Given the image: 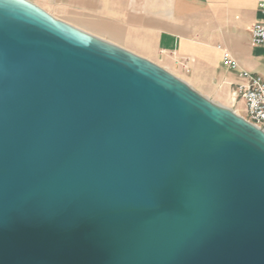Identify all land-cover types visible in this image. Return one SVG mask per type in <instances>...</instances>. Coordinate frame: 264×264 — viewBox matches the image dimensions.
Returning a JSON list of instances; mask_svg holds the SVG:
<instances>
[{
  "label": "water",
  "instance_id": "1",
  "mask_svg": "<svg viewBox=\"0 0 264 264\" xmlns=\"http://www.w3.org/2000/svg\"><path fill=\"white\" fill-rule=\"evenodd\" d=\"M0 264H264V131L0 0Z\"/></svg>",
  "mask_w": 264,
  "mask_h": 264
},
{
  "label": "crops",
  "instance_id": "2",
  "mask_svg": "<svg viewBox=\"0 0 264 264\" xmlns=\"http://www.w3.org/2000/svg\"><path fill=\"white\" fill-rule=\"evenodd\" d=\"M29 1L159 65L204 97L232 109V92L244 82L242 71L264 78V47L253 46L250 34L262 20L258 0ZM221 48L233 55L241 70L223 64ZM240 103L239 114L245 109Z\"/></svg>",
  "mask_w": 264,
  "mask_h": 264
},
{
  "label": "built area",
  "instance_id": "3",
  "mask_svg": "<svg viewBox=\"0 0 264 264\" xmlns=\"http://www.w3.org/2000/svg\"><path fill=\"white\" fill-rule=\"evenodd\" d=\"M258 9L262 20L255 23L250 30L251 44L255 47H264V0H258ZM221 50L223 64L231 70H241L233 55L224 48ZM185 69L189 70L187 67ZM242 74L244 82L232 93L235 104L238 100L244 103V116L238 115L264 131V78L248 71H242ZM233 111L236 113L237 110Z\"/></svg>",
  "mask_w": 264,
  "mask_h": 264
},
{
  "label": "rangeland",
  "instance_id": "4",
  "mask_svg": "<svg viewBox=\"0 0 264 264\" xmlns=\"http://www.w3.org/2000/svg\"><path fill=\"white\" fill-rule=\"evenodd\" d=\"M232 93H233V92H232ZM211 101H212V100H211ZM213 102H214V101H213ZM240 102H242V101H241V100H238V102L236 103L235 108H233V109H232L231 107H229L228 105H222V104H219V103H217V102H215V103H216V104H219V105H222V106H224V107H227V108H229V109H231V110H239V111H240V110H241V109H240V104H241ZM244 111H245V109H244ZM244 111H241V115H242V116H244V113H245ZM238 114H239V113H238Z\"/></svg>",
  "mask_w": 264,
  "mask_h": 264
},
{
  "label": "bare ground",
  "instance_id": "5",
  "mask_svg": "<svg viewBox=\"0 0 264 264\" xmlns=\"http://www.w3.org/2000/svg\"><path fill=\"white\" fill-rule=\"evenodd\" d=\"M236 114H238V113L236 112Z\"/></svg>",
  "mask_w": 264,
  "mask_h": 264
}]
</instances>
